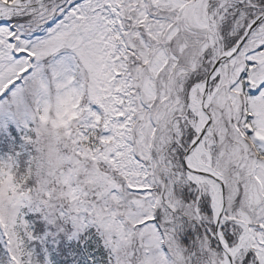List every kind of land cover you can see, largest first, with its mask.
<instances>
[{
	"label": "snow or ice",
	"instance_id": "obj_1",
	"mask_svg": "<svg viewBox=\"0 0 264 264\" xmlns=\"http://www.w3.org/2000/svg\"><path fill=\"white\" fill-rule=\"evenodd\" d=\"M0 264H264V0H0Z\"/></svg>",
	"mask_w": 264,
	"mask_h": 264
},
{
	"label": "trees",
	"instance_id": "obj_2",
	"mask_svg": "<svg viewBox=\"0 0 264 264\" xmlns=\"http://www.w3.org/2000/svg\"><path fill=\"white\" fill-rule=\"evenodd\" d=\"M0 155H4L3 153H0Z\"/></svg>",
	"mask_w": 264,
	"mask_h": 264
}]
</instances>
